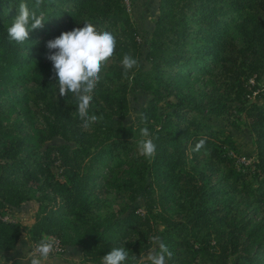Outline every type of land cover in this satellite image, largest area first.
Listing matches in <instances>:
<instances>
[{"label": "trees", "instance_id": "obj_1", "mask_svg": "<svg viewBox=\"0 0 264 264\" xmlns=\"http://www.w3.org/2000/svg\"><path fill=\"white\" fill-rule=\"evenodd\" d=\"M19 3L0 0V251L27 229L31 241L48 235L66 249L78 245L93 264L121 245L144 257L152 236L173 253L168 264H264V103L256 101L264 98V0H158L145 52L125 0H44L45 24L24 44L7 35ZM85 22L117 39L89 109L103 119L87 131L46 59L48 40ZM126 53L139 67L124 75ZM26 82L37 91L11 93ZM135 87L152 96L130 120ZM29 101L38 122L22 132L7 119L18 109L29 118ZM190 110L234 126L244 117L256 149L251 164L238 168L231 135ZM143 127L158 137L151 160L137 152ZM200 139L204 148L193 151ZM123 170L118 207H105L100 189ZM139 194L142 210L132 206ZM32 198L29 226L8 219L9 208Z\"/></svg>", "mask_w": 264, "mask_h": 264}, {"label": "clouds", "instance_id": "obj_2", "mask_svg": "<svg viewBox=\"0 0 264 264\" xmlns=\"http://www.w3.org/2000/svg\"><path fill=\"white\" fill-rule=\"evenodd\" d=\"M43 3L44 0H34V5L30 8L28 0H20L18 15L7 28L10 42L24 44L29 40L33 30L43 28L45 13L39 10ZM83 25L61 32L59 36L48 40L46 47L49 54L46 59L52 64V78L58 82L60 97H66L71 93L76 98L81 127L87 131L94 123L103 119V116L90 115L89 109L94 99V90L103 80L104 70L114 56L117 39L111 31L98 29L93 23L85 22ZM121 64L124 75H127L129 71L139 67V60L131 53H126ZM141 117L147 121L143 113ZM156 139L158 137L154 136L148 127H143L137 141L138 155L149 160L154 159L157 151ZM205 144L206 139H200L193 151L199 152ZM150 239L156 247L151 249L146 257H137L121 245L104 255L100 264H168L173 255L168 246L159 236H152ZM57 244L56 237L43 236L30 254V264H45Z\"/></svg>", "mask_w": 264, "mask_h": 264}, {"label": "rangeland", "instance_id": "obj_3", "mask_svg": "<svg viewBox=\"0 0 264 264\" xmlns=\"http://www.w3.org/2000/svg\"><path fill=\"white\" fill-rule=\"evenodd\" d=\"M125 3L129 10L131 18L137 26L138 40L143 52H145L148 45L147 38L150 32V25L153 23L156 16L158 0H125ZM262 14L264 16V12ZM146 66H148V63L143 61V67ZM249 80L250 82H252L253 77H251ZM259 82L264 84V72L262 73ZM37 89L38 86L36 84L32 82H26L20 84L14 89H10V91L12 94L24 93L29 96L30 94L36 92ZM151 96L152 94L150 91H142L141 89H138L136 87L131 89L129 93V99L131 103L130 120H132L134 115L137 113V109L139 110ZM168 98L170 100H174L173 96H169ZM256 101L264 103V98H257ZM26 106L27 109H29V118L26 117L27 115H25L24 112L18 109L15 112L11 113L9 118L7 119L8 122L14 123L16 127L22 132L31 128L32 121L38 122L39 116L36 106L31 101H29ZM159 106H166V102L160 101ZM188 112L189 115L193 117H204L206 123L213 127V129H223L225 133H229L231 135V137L235 140L237 150L235 151L233 149H230L229 153L233 155V158L235 159L234 163L238 168H241L242 166H249L251 164L256 149L252 142V133L250 132L246 124V119L244 117L238 120L237 126H234L233 124H228L222 117L217 116L213 113L206 112L205 110H190ZM53 170L57 172L59 169L58 167H56V165H54ZM118 175L119 176H117L118 178L116 177L115 181H112L111 184H108L100 189V197L103 200L104 205H108L105 207H118V203L120 202V192L118 191L117 186H115V183L119 182L120 178H126L127 171L123 170L122 172L118 173ZM132 206H137L138 209H144V197L142 194H139L136 197V199L132 202ZM37 207L38 201L32 198L25 201L20 207L9 208L6 212V216L8 217V219L18 220L23 224L29 226L33 221ZM160 228L161 227L158 225V229ZM21 235L28 236L27 229H24ZM154 247L156 246L152 245V247L146 252V255L144 257H146L148 252ZM65 254H67V252ZM57 255H64V253L50 256ZM79 260L80 259H78V262H81Z\"/></svg>", "mask_w": 264, "mask_h": 264}, {"label": "crops", "instance_id": "obj_4", "mask_svg": "<svg viewBox=\"0 0 264 264\" xmlns=\"http://www.w3.org/2000/svg\"><path fill=\"white\" fill-rule=\"evenodd\" d=\"M30 242L31 239L28 236L21 235L17 244L12 249L0 251V264H30ZM66 252L67 254H65ZM66 252L64 255L49 256L45 264H93L83 258L78 245L68 246ZM78 259L81 262H78Z\"/></svg>", "mask_w": 264, "mask_h": 264}, {"label": "built area", "instance_id": "obj_5", "mask_svg": "<svg viewBox=\"0 0 264 264\" xmlns=\"http://www.w3.org/2000/svg\"><path fill=\"white\" fill-rule=\"evenodd\" d=\"M139 210H142V209H139ZM56 237V236H54ZM56 239L58 240V244L56 245L54 251L50 254V255H55V254H63L66 252V246L61 242V240L56 237ZM39 241H31L30 242V245H29V252L32 253L35 246L38 244ZM49 255V256H50Z\"/></svg>", "mask_w": 264, "mask_h": 264}]
</instances>
